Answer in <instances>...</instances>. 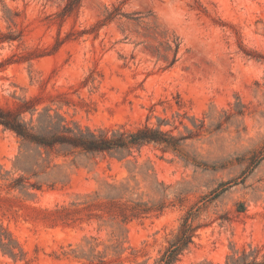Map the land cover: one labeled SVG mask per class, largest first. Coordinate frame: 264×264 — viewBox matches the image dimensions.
I'll list each match as a JSON object with an SVG mask.
<instances>
[{
	"label": "rangeland",
	"instance_id": "1",
	"mask_svg": "<svg viewBox=\"0 0 264 264\" xmlns=\"http://www.w3.org/2000/svg\"><path fill=\"white\" fill-rule=\"evenodd\" d=\"M68 1L0 0V111L174 141L64 155L0 126V226L15 254L0 250V264H155L189 213L192 244L174 264L243 251L264 263V0H183L187 36L156 23L155 0L65 13ZM108 185L149 212L93 207Z\"/></svg>",
	"mask_w": 264,
	"mask_h": 264
},
{
	"label": "trees",
	"instance_id": "2",
	"mask_svg": "<svg viewBox=\"0 0 264 264\" xmlns=\"http://www.w3.org/2000/svg\"><path fill=\"white\" fill-rule=\"evenodd\" d=\"M76 0H69L66 4L65 13L68 12L70 4ZM0 126L4 129L14 133V135L24 144L35 145L37 151L56 150L63 152L64 155H70L74 152L87 154H103V153H121L129 152L131 146L141 147L149 143H170L174 139L169 138L167 141V133L160 128L155 130L145 126L137 129L135 132L123 133L120 131H112L108 136L107 132H95L89 129H82L74 126L70 127L66 124L59 115H50L45 112L39 115L34 122L31 118L28 122L20 119L18 114H10L0 111ZM24 178L14 180V185L21 189L25 188L23 184ZM108 194H106V201L93 205V207L102 210L109 217H113L118 211L123 219L126 221L132 218H138L142 214L149 212L146 204L131 202L130 205L118 204L117 199L120 198V193L125 190L124 186L116 187L108 185ZM124 205V206H122ZM87 208L90 205L86 206ZM124 207V208H123ZM128 210L127 212L125 211ZM116 210V211H115ZM191 214H187L179 228L174 240L169 243L161 258L155 264H174L178 261V256L192 244V227L189 223ZM6 241V242H5ZM13 239L0 226V250L3 254H8L15 258L13 249L11 248ZM254 252L245 254L244 251L233 253L226 258V264H264L257 262ZM253 256L251 260L248 258Z\"/></svg>",
	"mask_w": 264,
	"mask_h": 264
},
{
	"label": "clouds",
	"instance_id": "3",
	"mask_svg": "<svg viewBox=\"0 0 264 264\" xmlns=\"http://www.w3.org/2000/svg\"><path fill=\"white\" fill-rule=\"evenodd\" d=\"M154 18L164 30L177 35H191L196 26L194 14L183 0H155Z\"/></svg>",
	"mask_w": 264,
	"mask_h": 264
}]
</instances>
